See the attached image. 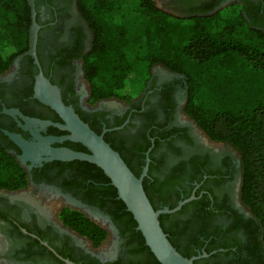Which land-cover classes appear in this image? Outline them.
Here are the masks:
<instances>
[{"label": "flooded vegetation", "instance_id": "obj_1", "mask_svg": "<svg viewBox=\"0 0 264 264\" xmlns=\"http://www.w3.org/2000/svg\"><path fill=\"white\" fill-rule=\"evenodd\" d=\"M154 1L166 13L169 6L188 11L186 17L238 6L248 22L262 18L258 28L264 30V0ZM30 2L38 25L35 57L30 44L0 73V145L22 166L27 180L17 189L0 188V264H67L65 259L76 264H129L147 258L145 251H131L142 239L134 236L136 225L125 230L127 214L122 221L114 218L119 197L116 192L108 198L111 183L100 179V170L88 161L52 156V150L61 148L89 151L60 127L65 122L43 100L39 75L58 89L65 105L118 150L136 176H142L155 209L174 207L193 195L179 209L159 214L181 254L193 257L195 264H229L233 258L264 264V252L261 258L247 247L253 241L249 230L253 232L256 223L239 197L238 151L209 139L183 112L187 97L183 76L163 66L164 72L151 74L128 100L90 103L83 57L92 33L77 1ZM107 100L119 106L107 105ZM65 208L96 222L106 231L105 239L112 231L117 240L114 250L104 256L94 252L88 238L61 220ZM219 242L229 246L215 248Z\"/></svg>", "mask_w": 264, "mask_h": 264}, {"label": "trees", "instance_id": "obj_2", "mask_svg": "<svg viewBox=\"0 0 264 264\" xmlns=\"http://www.w3.org/2000/svg\"><path fill=\"white\" fill-rule=\"evenodd\" d=\"M76 1L78 10L92 33L90 48L83 57L84 77L89 85L88 101L93 103L107 98L128 100L132 95L126 87V80L132 69L126 58L129 50L128 28L122 19L110 16L115 9L121 11L125 8L122 0ZM135 2L138 14L144 15L147 20L155 18L136 36V60L147 70L154 64H160L181 74L187 88L183 112L209 139L228 143L238 151L239 197L256 223L253 232L252 229L249 230L253 241L247 247L249 252L255 251L256 255L260 254L263 258L264 30L258 28L263 20L258 18L248 22L238 12L224 24L219 23V28L215 29L212 27L213 23L207 26L205 21L213 18L216 13L195 16L197 18L192 29L183 31V43L175 46L170 42L165 47L160 37L159 30L162 26L158 23V18L167 13L157 7L154 0ZM31 12L30 0H0V73L8 70L13 59L29 48ZM198 18L204 19L201 25L197 22ZM235 25L245 26L242 36L234 34ZM7 48L12 51L4 55ZM145 82L146 80L142 81V84ZM91 164L100 170V179L109 183L110 179L103 170ZM26 182L22 166L0 145V188L17 189L25 186ZM110 185L112 191L109 188L108 198L111 197L110 194L117 192ZM144 190L147 195L145 188ZM112 212L118 221H122L123 215H128L129 222L125 230L133 229L136 225L120 198L115 200ZM59 216L65 225L88 238L93 245H99L106 238V231L79 211L65 208L60 211ZM158 218L161 224L160 216ZM164 232L167 234L165 230ZM134 233V236L142 240L131 251H145L147 258L138 263L132 260L130 263L159 264L145 244L141 232L137 230ZM167 237L176 248L168 234ZM227 246L229 244L219 242L215 248ZM234 252L238 253V250ZM235 263L244 264L237 258L229 261V264Z\"/></svg>", "mask_w": 264, "mask_h": 264}, {"label": "water", "instance_id": "obj_3", "mask_svg": "<svg viewBox=\"0 0 264 264\" xmlns=\"http://www.w3.org/2000/svg\"><path fill=\"white\" fill-rule=\"evenodd\" d=\"M32 6V23L30 27L31 53L35 57V45L37 40L38 25L34 21ZM39 87L45 93L43 100L48 103L64 120L65 124L60 127L70 132V139L82 143L89 152L75 151L68 148L52 150V156L59 159H79L94 163L100 167L110 183L116 188L118 197L124 202L126 209L132 214L137 229L141 232L145 244L158 260L159 264H194L193 257L182 255L169 241L160 221L161 212H173L193 197L179 201L174 207L154 209L142 184V176H136L118 151L107 143L102 134L96 133L87 123L79 118L74 109L65 105L59 96L58 89L47 79L39 75ZM149 158L146 157V163ZM147 164L143 169L145 173ZM67 264H76L65 259Z\"/></svg>", "mask_w": 264, "mask_h": 264}, {"label": "rangeland", "instance_id": "obj_4", "mask_svg": "<svg viewBox=\"0 0 264 264\" xmlns=\"http://www.w3.org/2000/svg\"><path fill=\"white\" fill-rule=\"evenodd\" d=\"M122 6L125 7L121 11L118 9H115L113 13H111L110 16L122 19L125 24L127 25L128 31V39H129V50L127 52L126 58L128 62L132 65L131 72L128 76V79L126 80V87L128 91L130 92V95L133 96L136 94L138 89H141L143 84L142 81H145L149 78V76L152 74H156L162 71L164 72L163 66L160 64H154L151 66L149 70H147L140 61L136 60L135 58V52L134 48L137 44V35L140 33V31L143 30L146 25L153 21H155V18H147L144 15H140L137 13V5L135 0H122ZM156 6L161 8V3L158 1L156 2ZM165 9L169 10L170 14L167 13L166 16L162 18H158V23L162 26L159 30L160 32V38L162 41H164L163 45L167 47L169 43H173L175 46L181 45L183 43V31H187L188 29H192V24L195 23V19L197 17H186L189 12L188 11H182V9L177 8L176 6H169ZM238 13V6H226L222 9H220L215 15H213V18L205 21L207 26H209L210 23H213L212 27L217 29L219 28V23H223L228 20L230 17L234 16ZM183 16V17H182ZM202 21L204 19L198 18L197 22L201 25ZM245 31L244 25H235L233 27V32L237 36H242ZM89 35H91V32H89ZM12 51L11 48H7L4 50L3 54L7 55ZM6 74V73H5ZM135 91V92H134ZM107 105L112 106H119V104L115 100H107L105 101ZM104 102V103H105ZM95 214H91L92 217L95 218ZM108 239H105L102 243L99 245H93L89 243L87 240H83L87 244V242L90 244L92 250L94 252H98L100 256L108 255L110 254L115 246H116V238L114 236V233L111 231V234L108 235ZM81 241V240H80Z\"/></svg>", "mask_w": 264, "mask_h": 264}]
</instances>
